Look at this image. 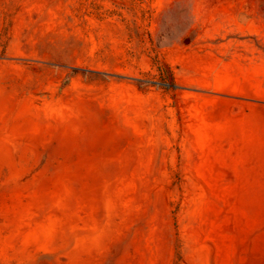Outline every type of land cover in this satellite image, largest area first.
I'll return each instance as SVG.
<instances>
[{"label":"rangeland","instance_id":"1","mask_svg":"<svg viewBox=\"0 0 264 264\" xmlns=\"http://www.w3.org/2000/svg\"><path fill=\"white\" fill-rule=\"evenodd\" d=\"M0 264H264V0H0Z\"/></svg>","mask_w":264,"mask_h":264}]
</instances>
